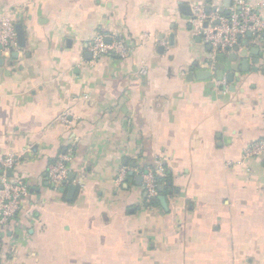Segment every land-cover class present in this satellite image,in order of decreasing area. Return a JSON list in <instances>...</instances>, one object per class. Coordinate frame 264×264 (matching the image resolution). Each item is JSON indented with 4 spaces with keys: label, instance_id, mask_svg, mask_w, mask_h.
Here are the masks:
<instances>
[{
    "label": "crops",
    "instance_id": "obj_1",
    "mask_svg": "<svg viewBox=\"0 0 264 264\" xmlns=\"http://www.w3.org/2000/svg\"><path fill=\"white\" fill-rule=\"evenodd\" d=\"M249 1L264 16V0ZM234 2L0 0L25 35L0 53V156L30 187L0 226V264H264V154L243 157L264 137V40L238 45L240 81L196 76L232 50L210 49L194 7ZM99 32L130 54L94 61ZM65 154L56 186L48 167ZM147 168H160L166 207L147 204Z\"/></svg>",
    "mask_w": 264,
    "mask_h": 264
},
{
    "label": "built area",
    "instance_id": "obj_2",
    "mask_svg": "<svg viewBox=\"0 0 264 264\" xmlns=\"http://www.w3.org/2000/svg\"><path fill=\"white\" fill-rule=\"evenodd\" d=\"M18 19L19 15L13 12L0 17V53L18 46ZM193 24L199 30L203 41L219 51L234 49L248 33L264 40V16L249 0H235L228 12L221 8L207 12L204 5L197 4L194 7ZM89 49L93 60L97 61L109 53L128 56L132 48L122 38L108 41V36L99 32L92 38ZM146 72V67L140 69L141 74ZM262 154L264 137L249 143L244 148L243 157L247 159ZM70 161L71 158L65 154L51 163L47 171L48 180L56 186L66 182L69 178ZM16 163L13 154L0 156V226L10 222L18 214L23 200L29 195V184L24 179L12 177L7 173ZM126 170H120L119 182L124 178ZM159 170L160 168H147L143 173V187L148 201L159 194Z\"/></svg>",
    "mask_w": 264,
    "mask_h": 264
},
{
    "label": "water",
    "instance_id": "obj_3",
    "mask_svg": "<svg viewBox=\"0 0 264 264\" xmlns=\"http://www.w3.org/2000/svg\"><path fill=\"white\" fill-rule=\"evenodd\" d=\"M16 30L18 33V41L21 45L25 44V35H24V31H23V25L22 23H18L16 26ZM248 35L250 36L251 33H248ZM210 49H212V47L210 46ZM231 51L228 49V52ZM251 52L255 55L259 54V48H252ZM247 56V50H242L240 52L239 47L236 46L234 49H232V52H229L228 55L225 54H220L218 56V60L219 62H215L214 64V70L210 71V70H198L196 71V76L198 78H203V79H207V78H211L214 74H215V78L217 81H223L226 80L227 82H238L241 80V78L243 77V75L241 74L242 72L245 73L248 71V60L246 58ZM239 57H244L239 63L237 62ZM226 59L229 60V62H231L232 64L229 66V72H227L225 74V68L226 65L223 63ZM206 63V62H205ZM253 63L255 64L254 67H252V69L254 71H256L258 69V66H256L257 64H259V59L258 58H254L253 59ZM264 71V69H263ZM240 74L242 75V77H240ZM225 86L222 85L221 88L223 89ZM164 186L161 185L159 188V191H162V188ZM76 189V186H71L70 188V193L73 192V190ZM158 199L161 201L162 205L166 207V197L165 196H158Z\"/></svg>",
    "mask_w": 264,
    "mask_h": 264
},
{
    "label": "trees",
    "instance_id": "obj_4",
    "mask_svg": "<svg viewBox=\"0 0 264 264\" xmlns=\"http://www.w3.org/2000/svg\"><path fill=\"white\" fill-rule=\"evenodd\" d=\"M162 181H165L164 177H161V176L158 175V182H159V184H160ZM158 203H159L158 196H157L156 198H153V199H151L150 201L147 202V204H148L149 206L158 205Z\"/></svg>",
    "mask_w": 264,
    "mask_h": 264
}]
</instances>
